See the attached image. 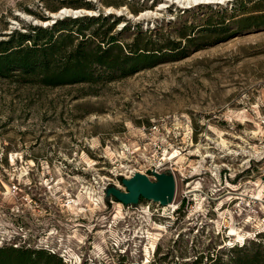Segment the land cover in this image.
I'll return each mask as SVG.
<instances>
[{"label": "rangeland", "instance_id": "374dc122", "mask_svg": "<svg viewBox=\"0 0 264 264\" xmlns=\"http://www.w3.org/2000/svg\"><path fill=\"white\" fill-rule=\"evenodd\" d=\"M179 1L0 0V39L55 15L74 33L65 51L88 36L105 48L107 31L125 53L165 54L127 75L120 55L89 82L0 77V248L62 264H263L264 0ZM154 171L174 176L175 210L108 194Z\"/></svg>", "mask_w": 264, "mask_h": 264}, {"label": "trees", "instance_id": "16d2710c", "mask_svg": "<svg viewBox=\"0 0 264 264\" xmlns=\"http://www.w3.org/2000/svg\"><path fill=\"white\" fill-rule=\"evenodd\" d=\"M262 16L259 15V17ZM257 17L258 15L250 16L242 18V20ZM83 19L76 17L72 21L78 22ZM88 19L95 20L96 18ZM66 24L65 19H59L52 28L31 26L35 33L16 31L8 39H0V77L19 76L24 80L53 86L89 82L95 78V66L105 69L116 68L120 55L124 57V63L130 66L127 68L122 64V66L119 65L122 71L128 70L124 71L125 75L150 66L156 62L157 58L165 55H158L157 52H149L147 49V51L131 49L132 53H125L118 38L115 35L109 37L107 31L106 35L101 38V41L107 46L105 48L102 47V44H97L95 49L87 50L82 44L88 43V39L91 37L88 36L87 39L81 40L77 49L65 51L63 46L72 44L75 39L74 33L62 31L66 28L64 27ZM127 25L125 28L129 27ZM79 33L83 34L80 31ZM96 34L93 35L97 37ZM86 36L83 34V37ZM115 49L118 50L116 54H114ZM174 54L176 55V53ZM178 54L180 57L187 56L186 51H179ZM236 244L229 249H235L238 246ZM45 250L32 251L28 248L1 247L0 264H49L54 259L58 264H62L61 258L56 259L55 254H47V250ZM34 253H37L36 256Z\"/></svg>", "mask_w": 264, "mask_h": 264}, {"label": "water", "instance_id": "95a60500", "mask_svg": "<svg viewBox=\"0 0 264 264\" xmlns=\"http://www.w3.org/2000/svg\"><path fill=\"white\" fill-rule=\"evenodd\" d=\"M52 22L55 23L57 16L53 15ZM73 17H78L75 15ZM154 179L145 173H135L130 178L123 179L127 190L122 191L117 187L108 188V194L113 195L123 204H136L141 198L154 200L161 205L168 204L174 198L175 178L172 174L153 172Z\"/></svg>", "mask_w": 264, "mask_h": 264}, {"label": "bare ground", "instance_id": "6f19581e", "mask_svg": "<svg viewBox=\"0 0 264 264\" xmlns=\"http://www.w3.org/2000/svg\"><path fill=\"white\" fill-rule=\"evenodd\" d=\"M200 1L201 0H190V2H189V1H185V0H180L178 3L184 4V6H185L186 4L187 5L197 4ZM189 7H191V6H189ZM63 12L64 13H67V14H70L71 13V14H74V15H77V14L79 15V14H82V13L86 12V10L84 11V10H79V9L78 10H75V9H63ZM88 12H91V11H88ZM45 25H49V23L47 22V23H45ZM89 198H90V200H94L92 196H90ZM172 203H173V201L169 202L168 204L162 205V206H164L165 209H167V208H174V205ZM81 211L84 212L85 210L84 209H81ZM160 229H162V226H161Z\"/></svg>", "mask_w": 264, "mask_h": 264}, {"label": "built area", "instance_id": "2783aa9c", "mask_svg": "<svg viewBox=\"0 0 264 264\" xmlns=\"http://www.w3.org/2000/svg\"><path fill=\"white\" fill-rule=\"evenodd\" d=\"M153 129H157V125H156V124L153 126ZM149 177H150V178H153V179L155 178L154 175H149ZM13 188H14V189H18V186L14 184ZM149 208H150V207H149Z\"/></svg>", "mask_w": 264, "mask_h": 264}, {"label": "flooded vegetation", "instance_id": "af4514ba", "mask_svg": "<svg viewBox=\"0 0 264 264\" xmlns=\"http://www.w3.org/2000/svg\"><path fill=\"white\" fill-rule=\"evenodd\" d=\"M193 191L195 192V190H191V192H193ZM196 191L198 192V190H196ZM176 208H177V207H176ZM174 210H175V208H174Z\"/></svg>", "mask_w": 264, "mask_h": 264}]
</instances>
